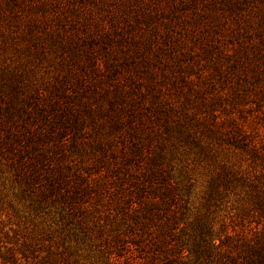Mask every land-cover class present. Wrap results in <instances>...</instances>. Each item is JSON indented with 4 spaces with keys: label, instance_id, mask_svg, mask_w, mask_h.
Instances as JSON below:
<instances>
[{
    "label": "rangeland",
    "instance_id": "374dc122",
    "mask_svg": "<svg viewBox=\"0 0 264 264\" xmlns=\"http://www.w3.org/2000/svg\"><path fill=\"white\" fill-rule=\"evenodd\" d=\"M262 13L264 0H245L241 7L235 0H0V103L6 107L3 113L9 109L17 117L28 98L35 95L48 104L53 97L64 99L62 105L65 101L73 104L81 130L77 145L65 146L64 153L67 160L73 161L72 167L82 169L98 161L99 147L115 138L106 114L113 90L107 88L113 85L120 96L124 90L125 97H132L130 87L135 91L146 86V67L140 61L149 58V67L156 74L154 93H164L159 103V108H165L161 124L165 129L166 124L172 126L170 123L179 119L186 120L188 132L199 143L194 147L177 141L171 129L172 138L165 151L177 170L184 169L194 183L193 220L205 208L202 197L219 169L217 163L238 168L230 149L225 144L219 148L215 137L232 133V128L238 127L264 143V84L253 89L254 99L244 103L245 109L236 115L233 127L221 122L237 111L221 112L216 97L221 95L230 101L231 85L222 82L211 87L212 69L224 70L227 66L221 56L236 53L238 38L233 34L237 28L242 31L239 40H245L250 49H254L251 42H259L256 32L262 25L256 16ZM154 30L160 31V36H155L158 33L154 34ZM246 36L251 42L246 41ZM250 49L249 53H255ZM128 68L132 77L126 74ZM114 75L117 78L111 84L108 79ZM94 86L108 96L96 93ZM163 126H158L157 131L161 132ZM164 129L155 140V148L165 140ZM201 147L206 148L204 152L199 151ZM113 150L120 151L118 144ZM2 157L0 264H75L77 255V264H102L86 246L75 250L74 240H65L53 221L34 216L28 207L29 198ZM246 164L243 162L244 169ZM244 190L231 193L217 215L223 209L229 216L237 217L236 222L243 225L239 229L244 241H250L253 232L262 226L250 218L243 222L238 217L249 207ZM181 240L189 258L194 241L187 233L181 235Z\"/></svg>",
    "mask_w": 264,
    "mask_h": 264
},
{
    "label": "trees",
    "instance_id": "16d2710c",
    "mask_svg": "<svg viewBox=\"0 0 264 264\" xmlns=\"http://www.w3.org/2000/svg\"><path fill=\"white\" fill-rule=\"evenodd\" d=\"M240 1L235 0L239 7L245 3ZM256 19L262 25L256 32L259 42H251L246 36L254 49L245 40H239L242 31L237 28L233 34L238 38L236 53L221 56L227 65L224 70L212 69V88L222 82L231 85L230 101L216 96L221 112L237 111L221 122L231 127L239 111L245 109L244 103L254 99L253 89L264 84V13ZM157 33L155 36H160V31ZM218 53L222 55L220 49ZM155 58L160 61L158 55ZM140 63L146 67V86L136 92L130 87L132 97H125L124 90L120 96L113 85L107 88L113 90L106 114L111 123L108 128L115 138L99 147L98 161L82 169L72 167L73 161L67 160L64 153L65 146L77 145L81 130L73 104L65 101L62 105L64 99L54 97L48 104L35 95L28 98L21 108L22 114L16 117L9 109L4 115L6 107L0 103V155L29 198V210L37 218L53 221L65 240H74L75 250L86 246L102 264H264V143L238 127L232 128V133L215 137L219 148L225 144L230 149L238 168L217 163L219 169L202 197L205 208L190 220L194 183L184 169L177 170L165 151L172 138L171 129L177 141L194 147L199 143L188 132L186 120L179 119L170 123L172 126L166 124L164 129L161 122L165 108H159L164 93H154L156 74L149 67V58ZM209 65L214 66L210 59ZM129 70H125L126 74L132 77ZM116 78L114 75L108 80L112 84ZM92 89L108 96L95 86ZM211 113L212 117L217 116L215 111ZM158 126H163L165 140L155 148V140L163 134V129L157 131ZM116 144L118 152L113 150ZM205 149L201 147L199 151ZM245 161L246 169L242 167ZM238 190H244L249 206L238 217L243 222L250 218L262 226L253 232L250 241H244L239 229L243 225L236 222L237 217L229 216L223 209L224 214L217 215L230 194ZM185 233L194 241L191 258L186 256L181 240ZM75 260V264L79 263L80 256Z\"/></svg>",
    "mask_w": 264,
    "mask_h": 264
}]
</instances>
